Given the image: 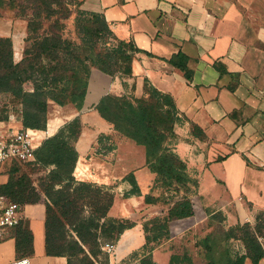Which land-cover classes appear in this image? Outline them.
I'll use <instances>...</instances> for the list:
<instances>
[{
  "label": "crops",
  "instance_id": "1",
  "mask_svg": "<svg viewBox=\"0 0 264 264\" xmlns=\"http://www.w3.org/2000/svg\"><path fill=\"white\" fill-rule=\"evenodd\" d=\"M259 1L82 0V10L103 15L115 38L131 41L141 51L135 53L129 76H110L92 69L80 111L72 105L50 102V107L56 106L63 112L50 120L52 126L49 122L52 135L65 122L80 118L81 133L75 148L81 168L98 136L109 137L117 153L114 165L98 163L95 176L99 172L103 179L110 176L120 179L134 172L143 195L129 199L143 205L145 211L157 213L159 205L144 203V194L148 192L144 190L155 178L144 165L145 152L143 155L133 140L116 132L113 122L103 118L95 108L106 94L142 96L147 79L158 90L170 94L180 114L205 135L203 141L195 138L192 144L179 141L174 145L186 161L189 173L198 180L205 209L224 210L228 218L233 212L234 224H254L258 213L264 212V6ZM26 25L21 18L0 16V36L12 39L16 61L23 54ZM178 52L186 56L190 79L168 61ZM21 128L18 120L0 121V133ZM184 143L192 146L190 157ZM87 162L83 165L90 168L91 161ZM7 170L6 165L0 167L1 183L7 181ZM120 171L122 175H117ZM45 199L40 194L37 202L20 208L22 219L31 229L30 257L33 264H67L64 256L45 254ZM193 207L192 217L171 223L172 235L176 233V223L188 221L180 225H190L191 219H195L197 210ZM112 212L110 208V215L116 216ZM185 232L183 228L180 233ZM144 241L141 222L136 223L115 244L117 259L128 257ZM261 241L264 242V237ZM110 257L109 254L108 264H113ZM15 258V239L7 230L0 239V264ZM244 264L252 262L247 258ZM259 264H264V257Z\"/></svg>",
  "mask_w": 264,
  "mask_h": 264
},
{
  "label": "trees",
  "instance_id": "2",
  "mask_svg": "<svg viewBox=\"0 0 264 264\" xmlns=\"http://www.w3.org/2000/svg\"><path fill=\"white\" fill-rule=\"evenodd\" d=\"M4 1L0 0V7ZM7 2L12 8L19 7L17 16L26 19L27 25L25 46L18 61L14 59L12 39L0 36V107L4 113L0 121H9L12 114L23 128L44 130L50 102L72 105L80 111L92 69L110 76L132 74V61L141 50L131 41L115 38L103 15L79 10L75 21L79 42H75L58 32L54 26L59 24L58 19L53 20L49 29H44L43 22L54 16L53 5L59 4V0ZM168 61L191 78L182 52ZM26 85H30L31 90ZM143 87L140 97L106 94L95 108L103 118L113 122L116 132L144 147V165L155 174L153 185L144 194V203L166 205V208L142 223L144 244L133 251L127 261L157 264L152 250L162 240L170 238L171 223L194 215L191 193L197 188L198 180L189 173L186 161L175 150L177 128L186 123L193 139L203 141L205 135L180 114L170 94L158 90L147 79ZM81 127L78 116L66 122L40 143L34 152L35 160L29 162L47 170L39 185L46 198L45 254L64 256L67 264H108L109 253L102 248L106 244H117L121 235L136 222L110 215L114 193L108 188L75 180L73 171L78 159L75 143ZM11 164L6 171L7 181L0 182V195L18 203L20 208L37 202L40 194L28 174L20 172L17 162ZM121 182L124 198L143 195L134 172L123 176ZM155 189L162 192L152 193ZM216 214L222 217L220 212ZM9 231L15 239L17 258L30 256L33 240L27 222L22 219ZM263 237L264 212L258 213L254 224L245 222L231 227L224 234V240L234 238L242 246L231 249L226 245L220 264H244L247 258L252 264H259L264 257ZM210 239L216 242L215 237ZM206 245L212 250L211 244Z\"/></svg>",
  "mask_w": 264,
  "mask_h": 264
},
{
  "label": "rangeland",
  "instance_id": "3",
  "mask_svg": "<svg viewBox=\"0 0 264 264\" xmlns=\"http://www.w3.org/2000/svg\"><path fill=\"white\" fill-rule=\"evenodd\" d=\"M7 1L8 0H5L3 5L0 7V14L19 18L20 16H17V14L19 13V10L17 8L19 7L17 6L12 8L8 5ZM59 1H60L59 4L53 5V8L55 10L54 16L50 20H46L43 22L44 29H49V26L50 24H52L53 20L58 19L59 24L54 25L57 28L58 32H60V34L64 38H68L72 41L79 42L75 21H76V16L78 15V11L82 10L80 8L82 4V0H59ZM258 4L264 6V0H260ZM60 25L62 26L61 28H59ZM24 46H25V41H24ZM29 86L30 85H26V88H28ZM49 112L50 114L48 119L54 117H60L63 114V112L56 106H51L49 108ZM2 115H4V113L2 112L1 109L0 116ZM189 131L190 130L187 127V125H185L184 127L183 126L178 127L175 143H179V141L182 142L188 141L189 143L192 144L193 137L189 134ZM186 143L184 144L186 146L185 147L186 150H188L187 156H189L190 149L192 146ZM138 147L142 150L144 155L145 151L143 147L140 145H138ZM182 148L180 151L183 150ZM116 154L117 153L114 151L113 141H111L109 137L101 136V135L98 136L97 143L93 146L90 155L86 157L87 160H82L83 164L88 163L87 161L89 160L91 161L90 170L93 173V178L84 181L91 182L99 186H103L106 189L108 188L109 192L114 193L113 206L111 207L113 210L112 213L116 216H124L130 218L131 220H136V223L141 222V227H142V223L144 221L153 217L156 214L160 215V211H163V209L166 208V205L163 206L160 205L156 209L157 213L151 210L149 212L145 211V209L143 208L144 206L136 204L134 199L124 198L123 196L124 189H122V191L119 192L118 188L120 187L123 188V183L121 182L122 178L113 179L110 176L109 178L103 179L102 174H99V172H98L99 176L98 177L95 176L96 171L94 170H96L97 164L104 163L105 165L111 167L112 165H114ZM190 161L193 162L192 160ZM83 164H81L82 167L85 166ZM17 165L20 168L21 173L28 174L30 180L32 181V184L38 189L39 194L43 195V193L40 191L39 185L40 183L43 182L47 170L38 168L30 163H21ZM6 166L7 169H9L10 166H12V164L11 163L6 164ZM86 175H91V174L87 172ZM117 175H122V172L120 171L119 174ZM151 185H153V183L150 184V186ZM150 186H148V188L144 191L145 192L149 191ZM151 192L154 194H158L162 192V190L155 189ZM191 199L193 205H195L197 210L195 219L194 218L193 220L191 219L190 225L188 224L180 225L182 222L185 223L188 221H181L179 223H176L177 224L175 226L176 233H174L173 235L171 234L169 239L162 240L158 245H155V247L152 250V258L157 264H212V263L214 264V262L216 264H220L222 260H224L223 253L226 245L228 246V248L231 249L241 248L242 246L241 242L237 239L230 238L227 241L224 240V234H226V232H228V230L231 227L236 226L238 224V223L234 224L235 216L233 212L229 213L230 218L226 217V215L224 214V210L216 211V213L220 212L222 217L218 216L215 212L210 211L209 213H207L205 209L206 203L204 202V198L202 197V195L199 193L198 188H195L192 191ZM168 200H171V198L168 197ZM210 207L214 208V210L216 209V206L213 207L212 205H210ZM183 228H186V232L184 234H181L180 232L183 230ZM208 237L209 239L211 237H215L216 242H213L211 239L209 241H206ZM206 244H211L212 250L207 249ZM111 257L113 258V264L116 263L121 264L124 263V261H127L128 259V257H125L123 260L117 259V257L116 258H114L113 256Z\"/></svg>",
  "mask_w": 264,
  "mask_h": 264
},
{
  "label": "built area",
  "instance_id": "4",
  "mask_svg": "<svg viewBox=\"0 0 264 264\" xmlns=\"http://www.w3.org/2000/svg\"><path fill=\"white\" fill-rule=\"evenodd\" d=\"M31 90L29 86L27 88ZM53 118L47 120L44 130L31 128H21L18 130L10 129L6 133H0V165L4 166L12 162L29 163L35 160V150L40 143L52 136L49 122ZM15 120L14 115L9 116V121ZM77 160L74 167L73 176L77 181H84L93 178V173L89 167L84 166L78 169ZM87 167V168H86ZM89 172L91 175H86ZM119 192L122 188H118ZM22 220L20 206L18 203L11 201L8 197L0 195V239L5 236L9 228L16 226ZM104 249L114 258H116L115 244H106ZM7 264H33L30 256L15 258Z\"/></svg>",
  "mask_w": 264,
  "mask_h": 264
},
{
  "label": "bare ground",
  "instance_id": "5",
  "mask_svg": "<svg viewBox=\"0 0 264 264\" xmlns=\"http://www.w3.org/2000/svg\"><path fill=\"white\" fill-rule=\"evenodd\" d=\"M50 126H52V123L50 122ZM79 163V162H78ZM78 169H81V167L80 166H78Z\"/></svg>",
  "mask_w": 264,
  "mask_h": 264
}]
</instances>
